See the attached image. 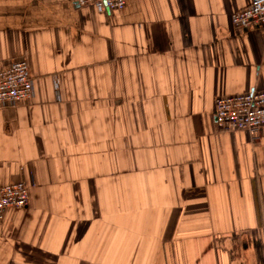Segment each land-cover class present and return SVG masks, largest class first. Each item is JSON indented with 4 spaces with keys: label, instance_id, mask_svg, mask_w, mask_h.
Instances as JSON below:
<instances>
[{
    "label": "crops",
    "instance_id": "obj_1",
    "mask_svg": "<svg viewBox=\"0 0 264 264\" xmlns=\"http://www.w3.org/2000/svg\"><path fill=\"white\" fill-rule=\"evenodd\" d=\"M249 0H0V67L34 98L0 108V264H264V128L220 132L214 101L264 90Z\"/></svg>",
    "mask_w": 264,
    "mask_h": 264
},
{
    "label": "built area",
    "instance_id": "obj_2",
    "mask_svg": "<svg viewBox=\"0 0 264 264\" xmlns=\"http://www.w3.org/2000/svg\"><path fill=\"white\" fill-rule=\"evenodd\" d=\"M129 0H73L78 8H94L99 13L123 9ZM238 29L264 26V0L249 4L231 15ZM34 98V82L25 58L6 60L0 67V108L13 109ZM214 125L220 132H247L256 138L264 128V90L236 96H219L214 101ZM29 205V186L17 183L0 187V222L9 209Z\"/></svg>",
    "mask_w": 264,
    "mask_h": 264
}]
</instances>
